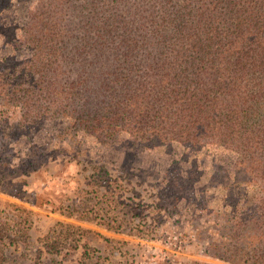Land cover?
I'll list each match as a JSON object with an SVG mask.
<instances>
[{
	"label": "trees",
	"instance_id": "16d2710c",
	"mask_svg": "<svg viewBox=\"0 0 264 264\" xmlns=\"http://www.w3.org/2000/svg\"><path fill=\"white\" fill-rule=\"evenodd\" d=\"M20 2L0 17V110L21 132L52 127L30 156L63 137L102 154L178 146L172 185L196 189L183 211L213 213L205 254L264 264V0ZM201 158L212 173L193 177Z\"/></svg>",
	"mask_w": 264,
	"mask_h": 264
},
{
	"label": "rangeland",
	"instance_id": "374dc122",
	"mask_svg": "<svg viewBox=\"0 0 264 264\" xmlns=\"http://www.w3.org/2000/svg\"><path fill=\"white\" fill-rule=\"evenodd\" d=\"M20 1L0 0V17L21 14ZM9 109L0 110L12 116L8 125L0 119V264H230L204 252L213 213L183 211L180 196L196 189L172 185L180 147L169 158L130 148L102 154L63 137L31 157L35 145L54 147L52 127L21 132L20 113ZM186 167L198 177L214 164Z\"/></svg>",
	"mask_w": 264,
	"mask_h": 264
}]
</instances>
